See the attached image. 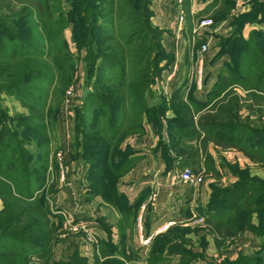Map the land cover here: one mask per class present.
Returning a JSON list of instances; mask_svg holds the SVG:
<instances>
[{
	"label": "trees",
	"instance_id": "16d2710c",
	"mask_svg": "<svg viewBox=\"0 0 264 264\" xmlns=\"http://www.w3.org/2000/svg\"><path fill=\"white\" fill-rule=\"evenodd\" d=\"M39 1L57 3L49 4L44 14L43 11L36 9V6L26 4L20 14L13 12L6 19L0 18V91L17 96L28 110L14 116L13 129L5 124L0 128V200L4 204L0 209V264H49L48 260L43 263L36 261V258H44L49 253L57 227L50 220L49 203L36 193L43 188L49 168L48 121L53 122L54 116L48 103L49 90L57 81L61 86L70 84L75 73L73 54L63 34L67 24L74 23L73 40L76 45L87 48L90 69L94 68L98 58L102 59V73L107 62L112 66L121 65V78L118 84H112L103 90L101 97L89 91L80 109V130L86 136L83 139L85 147L82 152L77 151V155L87 157L85 160L89 163L87 177L93 176L98 179L97 185L95 182L92 183L88 191L89 196H101L105 202L119 211L122 216L118 224L121 232L127 229L124 219L128 221L130 216H134L135 222L138 208L148 193H142L132 202L129 196L119 189L120 179L132 167L135 151L130 146L128 153L117 158L118 146L111 141L125 136L126 132L140 133L143 130L144 115L148 120L161 126L160 116L166 109L167 100L161 94L157 103L150 105V99L153 97V85L158 79H162L163 72L175 60V54L168 51L162 43V31L154 35L155 41H150L149 33L141 23V17H144L145 22L150 24L153 15L150 6L153 0H121V12L126 15V20L132 28L124 38L129 45L134 40L137 43L127 49L122 42L121 48L118 44L112 43L115 41V36L113 37L111 33L113 29L103 28V23L100 22V16L108 1L116 0ZM60 1L68 3L74 1L75 6L77 5L76 10L72 8L67 11L61 7ZM2 22L8 25L2 27ZM107 41H110L111 45L106 47ZM257 41V45L253 46ZM236 42H232L227 49L226 53L232 54L231 62L225 63L224 68L220 70L218 80L208 93V100L205 103L198 102L192 97V93L188 101L184 100L183 87L173 93L170 104L176 116L168 119V132L171 146L178 154L192 149L189 145L183 144V139L193 137L190 133L194 124L193 109L197 111L210 105L214 110L216 108L214 104L217 102L220 105L216 108L215 115L206 112L199 119L200 129L211 139L237 143V137L234 136L232 139L230 135L239 130L238 125L232 122V117L230 120L221 118L224 115L225 118L231 116L230 111L233 108L228 109L225 105L232 94L231 86L236 84L247 86L248 79L241 78L244 71L243 55L245 54L247 58L254 57L252 61L257 63L259 56L257 52L264 47V40L262 41L260 37L241 40L242 49L238 56L234 55ZM95 43L96 49L93 50L91 46ZM5 45L9 48L8 51ZM250 46L256 50L253 52ZM127 54L130 55L131 70L128 69ZM261 70L262 68H259L257 71L260 81L264 78V70ZM103 81L99 76L97 82ZM216 98L220 100L211 103ZM234 100L237 107V99ZM97 105L104 109L97 111ZM127 108L131 109L133 117L140 118V123L129 128L125 127ZM88 112L91 114L94 112L98 117L92 122H87L85 116ZM2 116L3 111L0 108V118ZM250 151L251 154H255L257 150ZM192 155L193 152L188 157ZM196 163L195 160L191 167L198 166ZM180 166L190 165L188 162H181ZM216 204L215 198L212 197L207 209L199 208L200 215H207V218L216 217ZM179 228L181 229L173 227L171 230ZM158 237H155L152 243H155ZM106 243L110 249H114L118 244L114 243L112 238ZM106 243L101 246L103 253L108 248ZM51 264L71 263L59 260ZM242 264L264 262L262 257L254 255L247 257Z\"/></svg>",
	"mask_w": 264,
	"mask_h": 264
},
{
	"label": "rangeland",
	"instance_id": "374dc122",
	"mask_svg": "<svg viewBox=\"0 0 264 264\" xmlns=\"http://www.w3.org/2000/svg\"><path fill=\"white\" fill-rule=\"evenodd\" d=\"M55 3L57 1L42 3L39 0H0V18L6 19L13 12L20 14L26 4L36 6L35 8L43 11L44 14L49 4ZM72 3L60 1L61 7L67 11L72 8L76 10L77 5L75 6L73 3L72 6ZM121 3V0L108 1L102 16H100V22L103 23V28L113 29L111 33L113 37L115 36V41L112 43L118 44L120 48L123 43L127 49L137 43L134 40L129 45L124 38V36H128L132 28L126 20V15L121 12ZM153 3L154 1L150 6L153 12L150 24L145 22L144 17H141V23L144 24V28L149 33L148 39L150 41H155L154 35L158 31H162V43H168L169 37L167 36L173 34V31L160 27L153 22ZM184 3H186L185 7ZM182 7L186 18L180 33L181 40L186 47L185 57L189 50V53H187L188 58H186L188 65L195 64L197 53H199V57L202 56L203 58L206 54L204 62L213 64L220 60L225 64L231 62L232 54L226 52L232 42L235 43L238 39L236 47L234 46V55L238 56L242 49L241 40H249L251 37H260L262 41L264 40V0H183ZM99 11L102 10L99 9ZM200 17L212 19L213 24L194 33L193 27ZM6 25L8 24L2 22V27ZM219 26L222 28L218 31L217 27ZM73 29L74 23H68L63 34L68 40L73 54L75 73L70 84L61 86L57 81L49 90L48 103L54 115L53 122L48 121V134L50 137L49 168L43 188L39 193H36L40 194V197L49 203L50 220L55 223L57 228L54 232L49 253L44 258H36V261L44 263L48 260L49 264L59 260L71 264H97L98 262L101 264L110 262L112 264H242L247 257L264 252V78L260 81L257 73L259 68L264 70V47L257 52L259 54L257 63L252 61L254 57L247 58L245 54L244 57L242 56L244 71L241 78L248 79L247 86L243 87L236 84L237 94L232 89L231 97L225 103L228 109L233 108L230 111L231 116L225 118L223 113L224 116L221 115L223 116L221 119L230 120L232 117V122L238 125L239 130L230 135L232 139H234V136L237 137V143L220 142L212 139L214 147L217 148L216 151L219 153V160L216 162L207 151V143L202 142L203 157H199L197 153L192 155L194 159L198 160L196 162L201 161V163L199 162V165L194 168L182 166L179 169L182 171L189 167L196 174L203 173L204 180L198 185L209 183V202L207 205L211 202L212 197L215 198L217 203L215 214L217 216L207 218V215H200L199 208L194 207L198 211V213L196 212L198 216L204 217L203 222L197 223L192 217L193 213L191 215L187 214L189 217L181 221V224L176 223L167 231L157 234L155 237H159L155 243H152L154 237L150 246L144 248L140 246L138 238L137 245H134L135 242L132 236L134 226L138 234V215L135 222L134 216H130L128 221L124 219V225L127 229L121 232L118 226L122 217L120 213L100 214L97 213L100 208H96L93 217L97 218V222L102 229H105L111 237L112 235L115 237L114 243H118L114 246V249H110L106 243L108 239L101 238L98 228L94 230L79 222L75 214L72 213V215L70 211L59 206L63 200L61 199L59 203V199L57 200L55 197L68 185L71 175L81 169V165L79 167V164H73L74 160L80 159L79 163L85 168L79 181L80 188L84 190L83 194L88 200L95 199V196H89L88 191L92 187V183L95 182L97 185L98 179L93 176L91 178L87 177L89 167V163L85 161L87 157L83 158L82 154V156L77 155V151L82 152L85 147L83 139L86 136L80 130V109L84 103V90L88 89L91 93L101 97L103 90L108 89L112 84H118L121 78L120 64L112 66L111 63L107 62L102 73L101 58H98L94 68L90 69L89 60H87L88 50L85 47L76 45L73 40ZM175 32H178L176 23ZM198 33L212 36L211 40L209 41L204 36L200 37ZM193 35L196 39L193 38ZM234 38H236L235 41ZM257 43L258 41L254 42L253 46ZM203 44L208 45L205 53L200 52ZM109 45H111V42L107 41L105 46ZM105 46L104 48H106ZM4 47L6 48L7 45ZM91 47L93 50L96 49V43ZM250 49L253 52L256 50L251 46ZM252 56H256V54H252ZM127 61L128 69L131 70L129 54H127ZM198 70L193 71L197 73V76H199ZM205 75L204 66L202 79L205 78ZM99 76L102 77L103 82H97ZM160 83L161 79H158L153 85L152 99H159L161 95ZM70 88L74 89L75 94L68 100L67 92ZM234 99H237V107ZM218 103L214 104V107L217 108L220 105ZM212 107L207 110V113L215 115L217 109L213 110ZM0 108L3 111V118H0V128L5 124L13 129L12 119L14 116L28 111L22 100L17 96L1 91ZM103 109L100 105L96 107L97 111ZM96 117L98 115L94 112L92 114L88 112L85 119L87 122H92ZM138 123H140V118L133 117L131 109L127 108L125 127L129 128ZM137 133L126 132L125 136L114 139L113 142L111 141L112 144L118 146L117 158H121V155L129 152L130 141ZM18 137L22 139L20 136ZM206 139L209 140L210 138L206 137ZM250 149H256L257 151L255 154H251ZM228 151L233 153L229 160L226 159L228 155L225 154ZM60 152L63 153L65 164V181H61L59 175L60 169L57 157ZM175 153L178 154L176 151ZM167 157L170 158L168 154ZM3 205V201L0 200V209ZM207 205L202 208L207 209ZM78 224H83L89 232L95 235L96 240L88 239L89 232L84 228L81 230L73 229L72 226ZM173 227H181V229L171 230ZM102 242L107 244L108 252H106L107 249L104 253L101 251Z\"/></svg>",
	"mask_w": 264,
	"mask_h": 264
},
{
	"label": "crops",
	"instance_id": "0c3cea01",
	"mask_svg": "<svg viewBox=\"0 0 264 264\" xmlns=\"http://www.w3.org/2000/svg\"><path fill=\"white\" fill-rule=\"evenodd\" d=\"M153 1V22L160 27H165L173 31V34L171 33V35L167 36L169 37L168 43H164V45L168 51L175 54V60L163 72L160 83L161 94L166 98L167 106L163 115L160 116L161 126L148 120L147 116L144 115L143 130L135 134L130 141V146L135 151L132 167L119 182V189L125 192L132 202L140 197L142 193H148L142 200L137 215L140 213L143 202H145L152 193L157 194L156 204L149 206L143 212V226L146 233L153 232L154 229L169 219H174L177 221V224H181V221L189 217L187 215L188 211L191 214L193 211L198 213L196 209L204 207L209 202V183L193 186L179 181L177 179V173L180 171L181 162H188L190 166H193L197 159L192 160V156L188 157L191 152H193V154L197 153L199 157H203L204 151L202 150V142L207 143V151L213 156L214 160L216 162L219 160V153L216 151L217 148L214 147V141L211 138L209 140L206 139V132L202 131L198 124L199 119L207 112L210 105L197 111L193 109L194 124L191 126L190 131L193 137L191 139H183V144L189 145L192 149L186 150L185 153L182 154H176L171 146L168 132V119L176 116V112L170 104V99L178 88L183 87L184 100L188 101L190 93H192V97L198 102L205 103L208 100V93L218 80L220 69L225 65L220 62V60L213 64L210 62H203V64L200 65L198 62L199 53L196 54L197 61H195V64L188 65L185 57L186 47L181 40V33L175 32L174 21L179 7L176 2L177 0ZM217 28L219 31L222 27L219 26ZM199 36H204L209 41L212 37L200 34ZM193 38L196 39L195 35H193ZM193 54L195 56V52ZM205 57L206 54L204 56V61ZM200 66L203 69L205 66L206 75L205 78L202 79L203 81L201 80V82H198L199 76L193 71L200 69ZM230 89H233L235 93L238 91L236 85H232ZM152 98L150 99V105H155L158 99ZM220 98L214 99L211 103L220 100ZM190 106L192 107L193 105L191 104ZM67 149L69 148L67 147ZM167 154L170 158L167 157ZM225 154L228 155L226 159L229 160L233 153L228 151ZM80 161V159L77 161L74 160L73 164H79V167L81 165V169L71 175L68 185L63 188L61 193H57L58 195L56 194L55 197L57 200L59 199V203L61 199L63 200L59 206L64 210L70 211V214H75L79 222H82L86 227L93 228L94 230L98 228L97 230L101 238H112L115 242V237H113V235L111 237L105 229H102L97 222V218L93 217V215L96 212V208H100L97 210V213L100 214L113 212L119 214V211L105 202L101 196H95V199L92 200H88L86 196H84V190L80 188L79 181L81 175L84 174L85 168L79 163ZM199 162L201 163V161ZM199 162L196 164L199 165ZM194 207H196V209ZM136 231L134 226V233L132 235L133 241L135 242L134 245L138 243V234Z\"/></svg>",
	"mask_w": 264,
	"mask_h": 264
},
{
	"label": "built area",
	"instance_id": "2783aa9c",
	"mask_svg": "<svg viewBox=\"0 0 264 264\" xmlns=\"http://www.w3.org/2000/svg\"><path fill=\"white\" fill-rule=\"evenodd\" d=\"M182 1L183 0H177L178 4H179V7H178V12L176 13V16H175V23H176V27H177V30L178 32H180L182 30V28L184 27V23H185V18H186V15L184 13V9L182 7ZM213 24V20L208 18V17H200L199 19H197L194 27H193V32L194 33H197L200 29H204V28H207L209 26H211ZM208 49V45L207 44H203L201 46V49H200V52L201 53H205ZM198 62L200 63V65L203 64L204 62V58L201 56L199 57V60ZM202 67L200 66V69H199V77H198V82H201L202 80ZM68 100L69 98H71V96H73L75 94V91L74 89L70 88L68 90ZM67 100V102H68ZM58 164H59V169H60V179L61 181H65L66 180V173H65V164H64V161H63V153L60 152L58 153ZM177 179L179 181H182V182H185V183H188V184H191L193 186H196L198 184H200L203 180H204V175L203 173H198L196 174L192 168H185L184 170L182 171H179L177 173ZM156 198H157V194L156 193H152L148 199L143 202V204L141 205V210H140V213L138 215V222H137V226H138V241H139V244L140 246L144 247V248H147L150 246L153 238L157 235V234H160V233H163L165 231H167L171 226L175 225L177 223L176 220L174 219H169L167 221H165L164 223H162L161 225H159L156 229H154L153 232H150V233H146L145 232V229H144V226H143V221H144V216H143V212L149 207V206H153L156 204ZM193 219H195V221L198 223V222H203L204 220V217L202 216H198V214L193 211ZM70 223V222H69ZM73 229L75 230H81L82 228H84L87 232H89L85 226L82 224H78V225H73L72 226ZM88 239L90 240H93L95 241L96 240V237L93 233L89 232L88 233Z\"/></svg>",
	"mask_w": 264,
	"mask_h": 264
},
{
	"label": "water",
	"instance_id": "95a60500",
	"mask_svg": "<svg viewBox=\"0 0 264 264\" xmlns=\"http://www.w3.org/2000/svg\"><path fill=\"white\" fill-rule=\"evenodd\" d=\"M88 93H89V90H88V89H85V90H84V95H83V100H84V101H85V99H86ZM255 256L262 257L263 260H264V252H263V251L260 252L259 254L255 255Z\"/></svg>",
	"mask_w": 264,
	"mask_h": 264
}]
</instances>
